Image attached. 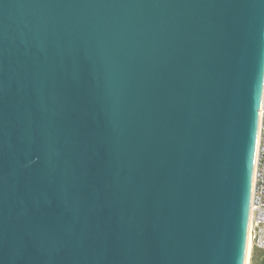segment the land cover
Wrapping results in <instances>:
<instances>
[{
  "label": "water",
  "instance_id": "1",
  "mask_svg": "<svg viewBox=\"0 0 264 264\" xmlns=\"http://www.w3.org/2000/svg\"><path fill=\"white\" fill-rule=\"evenodd\" d=\"M264 0H0V264H244Z\"/></svg>",
  "mask_w": 264,
  "mask_h": 264
},
{
  "label": "built area",
  "instance_id": "2",
  "mask_svg": "<svg viewBox=\"0 0 264 264\" xmlns=\"http://www.w3.org/2000/svg\"><path fill=\"white\" fill-rule=\"evenodd\" d=\"M260 140L255 170V184L252 199V247H264V85L261 106Z\"/></svg>",
  "mask_w": 264,
  "mask_h": 264
},
{
  "label": "bare ground",
  "instance_id": "3",
  "mask_svg": "<svg viewBox=\"0 0 264 264\" xmlns=\"http://www.w3.org/2000/svg\"><path fill=\"white\" fill-rule=\"evenodd\" d=\"M263 85H264V70H263V80H262V89H261V99H260V109H259V119H258V128H257V137H256V147H255V156H254V166H253V175H252V188H251V202H250V215H249V226H248V237H247V246H246V254H245V262L244 264H248L249 256H250V248L252 247V239H251V228H252V199H253V191L255 184V170H256V161L258 154V145L260 140V127H261V106L263 102Z\"/></svg>",
  "mask_w": 264,
  "mask_h": 264
},
{
  "label": "rangeland",
  "instance_id": "4",
  "mask_svg": "<svg viewBox=\"0 0 264 264\" xmlns=\"http://www.w3.org/2000/svg\"><path fill=\"white\" fill-rule=\"evenodd\" d=\"M248 264H264V247L260 248V252L258 248H250Z\"/></svg>",
  "mask_w": 264,
  "mask_h": 264
},
{
  "label": "crops",
  "instance_id": "5",
  "mask_svg": "<svg viewBox=\"0 0 264 264\" xmlns=\"http://www.w3.org/2000/svg\"><path fill=\"white\" fill-rule=\"evenodd\" d=\"M256 249V248H255ZM259 252H260V248H258Z\"/></svg>",
  "mask_w": 264,
  "mask_h": 264
}]
</instances>
